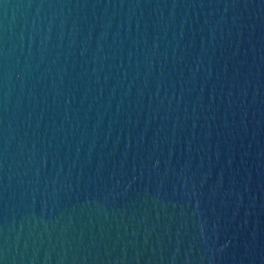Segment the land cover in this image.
I'll list each match as a JSON object with an SVG mask.
<instances>
[{"label":"water","instance_id":"obj_1","mask_svg":"<svg viewBox=\"0 0 264 264\" xmlns=\"http://www.w3.org/2000/svg\"><path fill=\"white\" fill-rule=\"evenodd\" d=\"M0 264H264V0H0Z\"/></svg>","mask_w":264,"mask_h":264}]
</instances>
